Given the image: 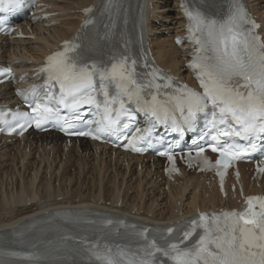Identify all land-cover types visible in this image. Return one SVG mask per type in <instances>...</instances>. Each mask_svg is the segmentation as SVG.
<instances>
[{"label": "snow or ice", "instance_id": "snow-or-ice-1", "mask_svg": "<svg viewBox=\"0 0 264 264\" xmlns=\"http://www.w3.org/2000/svg\"><path fill=\"white\" fill-rule=\"evenodd\" d=\"M17 2L0 0V10L10 9ZM184 10L189 20V37L199 45L190 67L196 72L202 92L186 84L177 86L171 77L147 64L149 70L141 74L136 68L137 61L126 55H114L107 62L86 61L79 53L80 45L65 41L63 50L48 56L41 68L46 79L40 86L44 95L38 99L44 102L34 100L31 112L16 113V127L23 129L34 123L42 128L55 121L62 123L61 131L69 135L100 139L105 133H123L137 112L145 113L156 123H171L175 131H183V124L191 127L198 113L210 112L209 131L205 134L210 136L207 146L218 152L220 158L215 165L205 160L209 167L227 168L231 160L246 155L241 151L243 146L235 142L237 138L249 141L255 149L254 141L264 139V42L255 31L260 26L248 16L240 0H231L222 19L206 17L187 5ZM91 11L85 9L86 13ZM57 86L58 94L53 91ZM31 91L35 94L36 87ZM84 106L94 107L92 114L98 119L84 120L81 114ZM61 109L72 113L74 119L62 116ZM91 124L95 128L77 130L79 125ZM140 131L136 130L137 135L125 147L136 152L143 150L137 147V142L145 141L151 129L145 130L146 135H139ZM204 139L202 136L201 140ZM147 142L151 144L150 140ZM203 152L204 147L197 145V155ZM161 155L174 159L170 153ZM258 171L264 172V168L258 166ZM218 174L223 180L224 172ZM254 201L259 202V211L255 210ZM172 233L169 227L167 235L158 241L149 239L145 229L138 233L143 242L135 249L102 243L99 238L91 241L81 237L79 243L91 264H168L169 261L171 264H264V197H248L241 211L200 213L174 242ZM69 238L75 239L64 237ZM25 256L39 264L35 254ZM0 264L7 262L0 260Z\"/></svg>", "mask_w": 264, "mask_h": 264}, {"label": "bare ground", "instance_id": "bare-ground-1", "mask_svg": "<svg viewBox=\"0 0 264 264\" xmlns=\"http://www.w3.org/2000/svg\"><path fill=\"white\" fill-rule=\"evenodd\" d=\"M68 2V5L66 3L62 5L58 3V0H47L48 5L51 6L50 11L57 15L48 21L31 25L35 38L13 41L4 38L0 40V61L19 60L16 66L19 67L20 71H29L38 62L42 61L47 53L53 50L63 39L70 38L79 32V24L82 19L81 9L90 4H96L98 0H79L77 7H75L76 5H70ZM163 2L165 3L162 0H149L148 2L149 37L152 49L161 65L181 79H187L189 77L187 67H185L187 53L183 51V47H178L174 42L175 36L184 33L185 19L181 12V0H167V3L162 5ZM248 2L253 12L262 21L261 30L264 33V0H248ZM161 17H164V21H161ZM46 22H56L57 24L46 27ZM28 25L26 23L23 27ZM14 100L12 87L6 84L1 85L0 102ZM12 141L19 143L17 151L21 153L23 151L24 156L28 158H20V166L24 168V172L20 173L21 177L17 178L22 183L21 191L12 193V199L7 208H0V230L14 227L24 220L47 210L67 207H108L107 202L109 200L106 199V193H108V183L112 181L115 186H113L112 195L110 194L113 197L110 208L159 223L175 221L198 209L239 205L240 187L237 191H232V183H229L227 185V197L223 198L209 174H198L195 171H188L186 168L182 169L181 175L175 177V181H168L163 174V170H161L162 161L156 158L152 160L150 156H132L122 151L114 153L105 146L89 143L86 140H82L79 144L74 142L69 146L64 144L61 141V136L54 132L35 137L28 135L23 139ZM8 142V139L0 137V146L7 148ZM21 142H24L22 148L20 147ZM27 150H29V153H26ZM37 152V159L35 158V161L31 162L29 158H34ZM91 156L95 158L93 163L90 161ZM3 163L4 161L2 165ZM72 166H77L83 176H86L89 170L93 168L99 173L96 174V178L100 177V181L89 184L85 179L79 183L75 180L74 175L70 174ZM122 167L125 169L124 173ZM240 167L242 189L247 193H264V176L262 180L252 181V172L249 170L248 165L242 164ZM109 168L112 170L120 168V170L118 173L112 172L115 175L109 176L108 181L103 183L101 172L103 169L107 171ZM9 170L10 168L4 171L3 179L7 177ZM26 173L28 174L26 175ZM13 176L15 177V175ZM122 176L124 179H122ZM125 178H128V180L125 181ZM133 178L135 179L133 180ZM3 179L0 178L2 182ZM74 181H77V184ZM9 182L7 183L9 184ZM57 183L63 184V194L60 193V188L56 189L57 187H54ZM134 183L138 189L132 190V184ZM29 185L33 186V189H29ZM35 186H37L36 192L34 190ZM166 186H168V190H165ZM38 187L41 188L38 189ZM97 190L99 193L95 194ZM129 190L132 191L131 195ZM14 194H17V196L13 197ZM36 194L37 196H35ZM35 198L37 200L31 202L30 205L27 203L29 199ZM35 206H37V209L32 210Z\"/></svg>", "mask_w": 264, "mask_h": 264}, {"label": "rangeland", "instance_id": "rangeland-1", "mask_svg": "<svg viewBox=\"0 0 264 264\" xmlns=\"http://www.w3.org/2000/svg\"><path fill=\"white\" fill-rule=\"evenodd\" d=\"M69 1V2H68ZM78 1L79 0H72V1H70V0H66V1H64L63 2V0H59V3L60 4H67V2L69 3V4H72V5H76L77 6V3H78ZM162 1H165V3H167V0H162ZM71 2H73V3H71ZM164 2L163 3H161L162 5H164L165 4ZM164 17H161V21H164V19H163ZM19 143H12V142H10L9 143V145H8V147L7 148H9V149H7L6 147H0V178H1V180L3 179V176H4V174H5V170H8L9 168H10V170H9V173L7 172V177H5L3 180V182L0 180V185L2 186H0V208H7V206H9L8 204H9V202H11V199H12V193H18V191H21V181L20 180H18L17 178H20L21 176H20V173H23L24 172V168L23 167H21L20 165H21V163H20V158L22 159V157H24V158H28V157H26V156H24V153H23V155H22V153L21 152H18L17 151V145H18ZM24 146V142H21L20 143V147L22 148ZM11 147V148H10ZM3 148H4V151H3ZM14 148V149H13ZM5 149H7V150H5ZM12 150V151H11ZM15 150V151H14ZM2 151H3V153H2ZM9 152V153H8ZM4 154V155H3ZM11 156H10V155ZM14 154H16V155H14ZM9 157H8V156ZM4 156V157H3ZM3 157V158H2ZM16 157H17V159H16ZM37 157H38V153H36L35 154V156H34V158H29L30 160H31V162H33V161H35V158L37 159ZM2 158V159H1ZM14 158V159H13ZM8 162V164H7V162ZM15 160H16V162H15ZM19 160V161H18ZM4 161V163H3V165H2V162ZM13 161V162H12ZM27 162V160L25 161V163ZM92 162H93V159H92ZM13 163V164H12ZM15 164V165H14ZM13 166V167H12ZM15 166H16V168H15ZM71 170L72 169H74V170H70V174L72 173L73 175H74V177H75V180H77V181H79V183L80 182H82V181H84L85 179H87L86 181H87V183H91L92 184V182H95V181H100L99 179H100V177L99 178H96L97 176H96V174H99V173H97L93 168H91V170H89V173H87L86 171H85V173H87L86 174V176H83V175H81V172H80V170H78V168H77V166L75 167V166H72L71 168H70ZM93 170H94V172H93ZM119 170H120V168L119 169H114V170H112L111 168H109V170H107V171H104V169L102 170V172H101V175H102V182L103 183H106L107 181H108V179H109V176H114L115 174H113V173H118L119 172ZM121 170H122V168H121ZM12 171V172H11ZM76 171H78V172H76ZM115 171V172H114ZM95 174V176H94V174ZM113 172V173H112ZM122 172L124 173V170H122ZM91 173V174H90ZM15 175V177L13 176V175ZM28 173H26V175H27ZM11 177H10V176ZM81 175V176H80ZM79 178V180H78V178ZM82 177V178H81ZM89 177V178H88ZM94 177V178H93ZM121 177V176H120ZM11 178V179H10ZM8 179H10V180H8ZM13 179H14V182H13ZM113 179H114V177H113ZM122 179H124V177L122 176ZM129 179H131V178H129ZM135 178H133V180H134ZM12 180V181H11ZM126 180H128V178L126 179L125 178V181ZM10 181V182H9ZM77 181H74L76 184H77ZM90 181V182H89ZM7 182H9V184L7 183ZM6 183H7V185H6ZM4 185V186H3ZM11 185V186H10ZM57 185H59V186H57ZM7 186H8V188H7ZM62 186H63V184L62 183H57L56 184V186H54L56 189H61V191H60V193H62ZM113 186H115V184L113 183V181L112 182H109L108 183V188H107V190H108V193H106V199H110L107 203H111V200H112V196H110V194L112 195V192L114 191V187ZM132 186H133V189L132 190H134V189H138V187L135 185V183L134 184H132ZM29 187V189H33V186H28ZM31 187V188H30ZM15 188V189H14ZM39 188H41V187H38V189ZM13 189V190H12ZM43 189H44V187H43ZM5 190H6V192H5ZM12 190V191H11ZM34 190H35V192H36V190H37V186H35V188H34ZM110 190H112V191H110ZM15 191V192H14ZM40 192H42V190H40ZM107 192V191H106ZM4 193V194H3ZM98 193V190H97V192H96V194ZM129 194L131 195L132 194V191L131 190H129ZM10 195V196H9ZM17 196V194H14L13 195V197L14 196ZM104 195V194H103ZM35 196H37V194L35 195ZM3 198V199H2ZM37 198V197H36ZM32 199V200H28V204L30 203V202H33V201H35V200H37V199ZM31 199V198H30ZM5 200V201H4ZM3 202V203H2ZM5 203V204H4ZM3 205V206H2ZM35 209H37V206H35L32 210H35Z\"/></svg>", "mask_w": 264, "mask_h": 264}]
</instances>
